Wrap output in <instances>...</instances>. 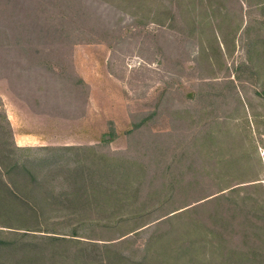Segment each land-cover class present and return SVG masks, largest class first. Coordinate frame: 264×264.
I'll return each mask as SVG.
<instances>
[{
  "label": "rangeland",
  "instance_id": "374dc122",
  "mask_svg": "<svg viewBox=\"0 0 264 264\" xmlns=\"http://www.w3.org/2000/svg\"><path fill=\"white\" fill-rule=\"evenodd\" d=\"M78 1L0 0V264H139L149 240L150 264H252L247 250L264 249V0H87L69 38L39 37L45 12ZM18 134L38 138L34 151ZM218 187L219 204L134 230ZM220 232L223 254L244 253L205 244Z\"/></svg>",
  "mask_w": 264,
  "mask_h": 264
},
{
  "label": "trees",
  "instance_id": "16d2710c",
  "mask_svg": "<svg viewBox=\"0 0 264 264\" xmlns=\"http://www.w3.org/2000/svg\"><path fill=\"white\" fill-rule=\"evenodd\" d=\"M40 1L42 3L44 1H47L48 5H51L52 4V5H55V6L59 2L60 3H64L63 2L64 0H40ZM71 1H75V0H71ZM84 1H87V0H79L78 1V3H77V9L74 12V14H72L71 11L70 12H67V13H64L62 11H54V10H51L50 12H45L44 13V16L45 17L43 19H44V22L46 24H48L47 26L49 27V30L45 31L43 29V25H42V28L39 31V37H44L48 31H51L52 30L53 35H55L56 38L57 37L60 38V37H63V36H65V38H69L70 37L69 36L70 29L68 30L67 27L69 26V23L71 22V20H72V22H74L76 20V18H78V17H79V19H85L88 16L87 14L89 12L87 10L84 11ZM52 23H55V25L52 26L51 25ZM72 30H73V32L75 31L74 28H72ZM88 42H94V41H88ZM21 151H28V152H30V151H34V149L33 148H30V147H28V148H22V147H20V152ZM37 151H43V148H39ZM222 190H225V189H222L221 187H218L215 190H212V192L210 194L205 195L204 197H201L200 196V197L193 198V200H191L190 203L183 202V203L179 204L178 206H171V208H167L169 210H165L164 212L160 211V213L158 215L154 216V218L151 221H149V222L146 223L147 220H145L144 223H141V224L137 225L134 230H139L140 229V231H143V230L149 229L150 227H157V226H162L164 224H169L173 220H177L178 218H181L180 217L181 215H177V214H180L182 212H185V211L189 210L190 208L196 206V205H194L192 207H189L192 204L199 203L200 201L205 200V199L209 198L210 196H213V195L218 194ZM170 192H172L174 194H177V193L179 194L180 193V194L187 195V192H185L183 190H179V189H177V187L170 188ZM225 198H226L225 195H222V194L216 195L215 197H212V198L206 200L207 202H205V204H206L205 206L212 205V204H216L217 205V204H219L221 202V200H223ZM200 204H204V202L199 203L197 205H200ZM158 206H159V204H158ZM179 206H181V207H179ZM202 206H204V205H202ZM160 207H161V204L158 207V209L161 210ZM186 207H189V208H186ZM184 208H186V209H184ZM162 209H164L163 208V205H162ZM181 209H184V210L180 211L179 213H175V212H177V211H179ZM229 211H230L229 209H226L224 213H227ZM127 213H128V218L126 216ZM127 213L124 216H119L118 218H116L114 220H110V222L108 224H106V225H108L109 228L119 229L117 227V225L119 224V222H121V223L127 222L125 225H129L128 224L129 223V219H132V218H142L143 215H144V213H146V212H143L142 213V212L136 211L133 214H131L129 212H127ZM233 215H234V212H233ZM256 220H258V218ZM244 222H245V224H248V223H251V220L248 219L247 216L245 215ZM150 223H154V224L152 226H147L146 228L141 229L144 226L149 225ZM201 223H202L201 220H199V219H196L195 220L194 219V220H191V221L185 223L184 224V227L188 228L191 231V233H194V232H196L198 230V226L201 225ZM240 226H244V224L242 223ZM261 229L263 230V228H261ZM151 230H153V229H151ZM257 230L259 231V228H257ZM48 233L53 234V235L45 236V237L53 238L56 241L62 240V239H67V238H72V239H70L72 241L73 240V237H77L74 234L73 235H65V234H59V233H55V232H48ZM63 235H65V237ZM126 235H127V233L115 234L108 241H115V240H118L121 237H124ZM66 236H70V237H66ZM218 237H219V240L218 241H220V242H216L217 243L216 245L212 244L211 241L210 242H206V243L204 242V243L208 247H210V248H212L214 250L219 251L220 252V255L222 256V258L223 257L226 258L229 253H231V254L233 253V254H237V255H242L241 253H244V252H242L240 250H237V248H233L231 250H237L238 252H231V251H229L228 253L223 254L222 248H223V245L227 242V240H226V238L223 236V234L221 232L218 234ZM84 238H86V237H84ZM86 239H91V238H86ZM67 240H69V239H67ZM92 240H94V239H92ZM152 240H154V241L157 240V236L152 237ZM75 241H79V240H75ZM87 243L88 244H92V243H89V242H87ZM93 243L99 245L96 242H93ZM230 244H231V237H230V240H229V245ZM109 245H111V244H109ZM190 245L193 246L192 243ZM150 246H151V241L149 240V244H148V246L146 247V249L144 251V255H143V258H142V262L139 263V264H150L151 263V261L147 257V254L149 252ZM111 247H114V246H111ZM262 253L264 254V249H259V248L253 247V248L248 249L247 252H246V254L244 256H247V257L248 256H251L252 259L249 260V261L253 264L254 263V260L260 257L258 254H262ZM101 261H102L101 264H107V262H106L107 260L106 261L101 260ZM161 262H162V264H188V260L185 258L184 255H182V257H180V255L179 256H173L172 262H166V261L165 262L164 261H161ZM242 263H243L242 261H238L237 262V264H242ZM154 264H159V261L154 262Z\"/></svg>",
  "mask_w": 264,
  "mask_h": 264
},
{
  "label": "crops",
  "instance_id": "0c3cea01",
  "mask_svg": "<svg viewBox=\"0 0 264 264\" xmlns=\"http://www.w3.org/2000/svg\"><path fill=\"white\" fill-rule=\"evenodd\" d=\"M36 140L38 138L34 137L33 134H18L16 136V141L19 143L17 144L19 147H29L34 145V143H37Z\"/></svg>",
  "mask_w": 264,
  "mask_h": 264
}]
</instances>
